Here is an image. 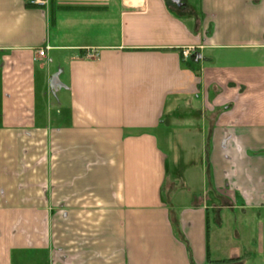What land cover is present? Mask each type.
Masks as SVG:
<instances>
[{
  "label": "crops",
  "instance_id": "obj_1",
  "mask_svg": "<svg viewBox=\"0 0 264 264\" xmlns=\"http://www.w3.org/2000/svg\"><path fill=\"white\" fill-rule=\"evenodd\" d=\"M222 241L264 264V0H0V264Z\"/></svg>",
  "mask_w": 264,
  "mask_h": 264
},
{
  "label": "rangeland",
  "instance_id": "obj_2",
  "mask_svg": "<svg viewBox=\"0 0 264 264\" xmlns=\"http://www.w3.org/2000/svg\"><path fill=\"white\" fill-rule=\"evenodd\" d=\"M48 6H49V4H48ZM196 157H197V153L195 151H193L191 158L193 160L194 159L196 160ZM216 246L217 247L214 248V245H213L212 253H210V257L212 260L210 258H209V260L211 262H207L205 264H251L250 262H247V260H246V258H247L246 253H242L241 255L237 256L239 259H237L236 261L220 262L221 260H224V259L228 260V259H233V258H237V257H235V256L230 257L234 253H227L228 249H230V247H228L229 246L228 243L222 241V242L218 243Z\"/></svg>",
  "mask_w": 264,
  "mask_h": 264
},
{
  "label": "built area",
  "instance_id": "obj_3",
  "mask_svg": "<svg viewBox=\"0 0 264 264\" xmlns=\"http://www.w3.org/2000/svg\"><path fill=\"white\" fill-rule=\"evenodd\" d=\"M27 4L28 5L37 6V7H40V8H47L48 4H49V0H27ZM48 49H49L48 45H45V46L41 47L38 50V55L39 56H44ZM180 52H181L182 57L187 58V57H189L190 55L193 54L194 47L193 46L184 47V48L181 49Z\"/></svg>",
  "mask_w": 264,
  "mask_h": 264
},
{
  "label": "trees",
  "instance_id": "obj_4",
  "mask_svg": "<svg viewBox=\"0 0 264 264\" xmlns=\"http://www.w3.org/2000/svg\"><path fill=\"white\" fill-rule=\"evenodd\" d=\"M185 246H186V248H187V250H188V246H187V244H185ZM188 254L190 255V262H191V264H194L193 259H192V257H191V253H188ZM237 259H239V258L237 257V258L228 259V260L224 259V260H221L220 262H231V261H236ZM207 260H208V262H211V261L209 260V257H207Z\"/></svg>",
  "mask_w": 264,
  "mask_h": 264
},
{
  "label": "water",
  "instance_id": "obj_5",
  "mask_svg": "<svg viewBox=\"0 0 264 264\" xmlns=\"http://www.w3.org/2000/svg\"><path fill=\"white\" fill-rule=\"evenodd\" d=\"M174 1H176L177 3H179V0H174Z\"/></svg>",
  "mask_w": 264,
  "mask_h": 264
}]
</instances>
